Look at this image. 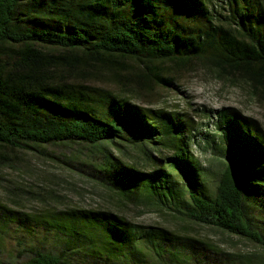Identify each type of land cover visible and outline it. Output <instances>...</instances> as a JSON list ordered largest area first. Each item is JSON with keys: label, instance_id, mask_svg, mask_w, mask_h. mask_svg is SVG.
Instances as JSON below:
<instances>
[{"label": "trees", "instance_id": "obj_1", "mask_svg": "<svg viewBox=\"0 0 264 264\" xmlns=\"http://www.w3.org/2000/svg\"><path fill=\"white\" fill-rule=\"evenodd\" d=\"M199 67L244 82L264 103V0H0V163L82 145L87 155L66 163L120 206L264 248L263 124L201 106L210 131L190 114L153 107L160 90L179 91ZM11 226L30 252L17 264H205L198 256L208 251L121 210L0 204V231Z\"/></svg>", "mask_w": 264, "mask_h": 264}, {"label": "rangeland", "instance_id": "obj_2", "mask_svg": "<svg viewBox=\"0 0 264 264\" xmlns=\"http://www.w3.org/2000/svg\"><path fill=\"white\" fill-rule=\"evenodd\" d=\"M180 86L179 91L160 90L153 107L190 114L198 128L210 131L209 119L196 110L201 106L214 110L232 107L257 119L264 128V103L253 97L252 90L244 82H233L227 77H219L215 71L199 67L186 74ZM44 148L46 152H40ZM195 151L205 165L218 170L217 162L209 152ZM87 153L82 145L54 144L10 154L8 164L0 163V204L24 213L69 208L121 210L130 221L139 225L165 227L181 237L202 242L198 247L208 251L198 257L205 264H264V248L256 242L156 210L120 206L80 169H72L66 163L68 160L78 162L76 157ZM75 165L78 164L74 162ZM42 196L44 201L40 200ZM12 227L0 231V260L17 264L30 252L24 253L18 247L16 239L20 234L14 233Z\"/></svg>", "mask_w": 264, "mask_h": 264}]
</instances>
